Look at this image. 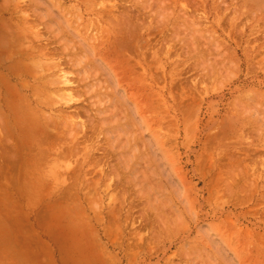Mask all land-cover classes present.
<instances>
[{"label": "rangeland", "instance_id": "1", "mask_svg": "<svg viewBox=\"0 0 264 264\" xmlns=\"http://www.w3.org/2000/svg\"><path fill=\"white\" fill-rule=\"evenodd\" d=\"M0 106V264H264V0H0Z\"/></svg>", "mask_w": 264, "mask_h": 264}, {"label": "bare ground", "instance_id": "2", "mask_svg": "<svg viewBox=\"0 0 264 264\" xmlns=\"http://www.w3.org/2000/svg\"><path fill=\"white\" fill-rule=\"evenodd\" d=\"M117 43V42H116ZM117 44H119V42L117 43ZM33 55V54H32ZM36 55V54H35ZM61 66V65H60ZM27 67V66H26ZM15 75V74H14ZM19 76V75H18ZM29 76V75H28ZM17 77V76H16ZM37 78V77H36ZM2 79H5L6 80V78H2ZM20 79V84H21V86H22V89L24 90V89H26V90H29V89H31L32 88V86H30L29 84H28V81H27V77H25L24 79H22V78H19ZM9 82L11 83V81L9 80ZM67 83H69L68 81H67ZM13 87H14V85H13ZM14 89V88H13ZM41 92V91H40ZM22 95V94H21ZM43 99H41L40 101L39 100H37L36 102L39 104V106H43V104H42V101ZM47 106V105H46ZM1 107V106H0ZM1 110V109H0ZM31 111L32 109L31 108H29L28 107V111ZM42 110V109H41ZM25 111H27V110H25ZM32 111H34V110H32ZM1 114V113H0ZM3 117V116H2ZM2 119V118H1ZM1 119H0V122H1ZM44 120V119H43ZM46 120H48L47 118H46ZM46 120H44L43 121V128L42 129H45V130H49L50 131V129H51V127H50V129H49V126H50V124H49V122H47ZM39 121H40V119H39ZM50 121V120H49ZM52 122V121H51ZM30 125H32L31 123H29ZM11 125V124H10ZM3 126V120H2V125L0 126V127H2ZM54 126V125H53ZM2 129V131H4V133L6 134V132H5V130H3V127L2 128H0V130ZM55 130V129H54ZM14 131V130H13ZM1 133H3V132H1ZM52 133V132H51ZM8 134V136H9V133H7ZM6 134V135H7ZM5 135V136H6ZM3 138V142H4V145H5V142H8L9 143V141L10 142H12L14 145H16L17 144V142H15V141H11V140H9L8 141V138H5V141H4V136L2 137ZM46 139V138H45ZM47 139H50V138H47ZM17 140V139H16ZM36 141V140H35ZM43 141V140H42ZM44 142H46L45 140H44ZM38 143H40V142H38ZM48 143V142H47ZM41 144H46V143H41ZM48 144H50V142L48 143ZM9 144H6V146H8ZM12 146V145H11ZM2 147V146H1ZM44 147H46V149H47V147H48V145H46V146H44ZM50 147V146H49ZM49 147H48V149H49ZM34 148V147H33ZM9 149V148H8ZM21 149V148H20ZM45 150V151H47V153L46 154H50V153H48V151L49 150ZM26 150V149H25ZM37 150H39V149H37ZM4 151H5V149H4ZM12 151V150H11ZM14 151V150H13ZM12 151V152H13ZM35 151V150H34ZM41 151H42V149H41ZM44 151V150H43ZM3 153V152H2ZM5 153V152H4ZM18 153V152H17ZM44 153V154H45ZM43 154V155H44ZM14 155V154H13ZM16 155H18V154H16ZM8 156V155H7ZM9 156H11V155H9ZM37 156V155H36ZM41 156H42V153H41ZM45 156V155H44ZM21 156L19 155V158H20ZM15 158V157H14ZM17 158V157H16ZM37 158V157H36ZM1 159H3V158H1ZM1 159H0V162H1ZM4 160V159H3ZM8 160H10V159H8ZM16 160V159H15ZM17 161V160H16ZM26 161V160H25ZM49 162H50V160H49ZM12 163V162H11ZM10 163V164H11ZM13 163H15L14 161H13ZM12 163V164H13ZM21 163V162H20ZM2 164V163H1ZM15 165V164H14ZM19 165V164H18ZM17 165V166H18ZM31 167V166H30ZM4 168V167H3ZM1 169V168H0Z\"/></svg>", "mask_w": 264, "mask_h": 264}]
</instances>
